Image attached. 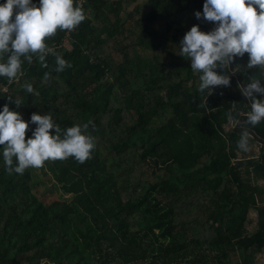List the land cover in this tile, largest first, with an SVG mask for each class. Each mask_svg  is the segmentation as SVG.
<instances>
[{"label":"trees","instance_id":"16d2710c","mask_svg":"<svg viewBox=\"0 0 264 264\" xmlns=\"http://www.w3.org/2000/svg\"><path fill=\"white\" fill-rule=\"evenodd\" d=\"M204 2L86 0V19L45 41L71 68L57 73L53 56L48 68L33 57L23 76L0 77V110L12 97L25 121L51 114L62 130L91 121L96 143L83 164L44 163L61 192L50 203L33 192L32 168L6 172L0 146V264H255L264 253V193L251 182L264 179V123L249 126L247 152L237 147L241 126L226 129L229 112L243 124L251 110L237 85L264 84V69H248L246 53L230 87L198 91L200 74L179 46L192 26L213 29L195 17Z\"/></svg>","mask_w":264,"mask_h":264},{"label":"clouds","instance_id":"9594fccd","mask_svg":"<svg viewBox=\"0 0 264 264\" xmlns=\"http://www.w3.org/2000/svg\"><path fill=\"white\" fill-rule=\"evenodd\" d=\"M197 20L203 19L214 25L208 32L194 25L185 33L180 42V54L190 61L191 70L199 73L200 93L213 95L214 88L231 86V74L237 66H231L236 58L248 54V69H264V0H205L203 12H195ZM86 19L85 12L74 0H5L0 4V77L9 82L23 76L24 61L48 68L47 57L55 58V72H63L72 65L45 41L56 35L57 30L71 33ZM220 71H217V70ZM51 71L45 72L43 80L50 81ZM240 94L250 101L251 110L242 115L246 121L232 117L228 119L235 126L240 125L237 147L241 151L250 150L251 134L249 126L255 128L264 123V84L252 77L247 83L237 85ZM30 94L34 92L31 83L23 85ZM206 98V103L208 100ZM9 104L20 108L21 99L7 98ZM5 104L0 110V146H3V161L6 172L23 175L26 169L41 168L48 160H67L69 157L81 164L92 158L95 137L86 134L89 121L61 129L51 114L33 113L30 121H25L18 111ZM203 107L204 105H200ZM233 109L236 103H232ZM29 124L36 125L31 138L26 139ZM15 160V163H14Z\"/></svg>","mask_w":264,"mask_h":264},{"label":"rangeland","instance_id":"374dc122","mask_svg":"<svg viewBox=\"0 0 264 264\" xmlns=\"http://www.w3.org/2000/svg\"><path fill=\"white\" fill-rule=\"evenodd\" d=\"M146 0H137L138 3H145ZM136 3H133V5H130L129 11H131ZM200 22H206L203 19L199 20ZM65 47L67 49H71V46L68 42L65 43ZM234 124H230L226 127L227 130H229L230 127H233ZM260 151V146L258 144H254L253 147V153L258 156ZM35 180L38 182L37 189L33 192L36 193L37 196H39V199L44 203H50L54 200H57L61 197V192L54 191L53 190V180L52 174L50 171L46 168L44 165L42 168H32ZM251 182L252 184H255L258 186L264 193V179L263 178H256L251 176ZM264 200V195H263ZM264 205V201L262 203ZM257 213L255 211H251L249 215V222L247 223V230L249 233H253L257 228ZM255 264H264V253L262 255H258L256 263Z\"/></svg>","mask_w":264,"mask_h":264},{"label":"built area","instance_id":"2783aa9c","mask_svg":"<svg viewBox=\"0 0 264 264\" xmlns=\"http://www.w3.org/2000/svg\"><path fill=\"white\" fill-rule=\"evenodd\" d=\"M77 3H79L81 6L86 4V0H78Z\"/></svg>","mask_w":264,"mask_h":264}]
</instances>
